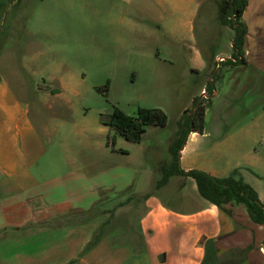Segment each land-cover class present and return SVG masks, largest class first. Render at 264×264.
<instances>
[{
    "label": "rangeland",
    "instance_id": "1",
    "mask_svg": "<svg viewBox=\"0 0 264 264\" xmlns=\"http://www.w3.org/2000/svg\"><path fill=\"white\" fill-rule=\"evenodd\" d=\"M219 1L201 0L199 6L192 0H174L172 8L154 0H127L123 6L117 0H0V64L11 52L21 61L30 43L37 42L42 52L33 67L37 84L19 94L42 121L62 114L76 122L75 128L65 126L58 135L62 159L53 154L49 161L61 164L64 171L73 167V161L84 167L103 159L131 162L138 168L133 172L154 167L155 181L159 160L171 157L168 149L179 121L194 100L211 101L218 83L220 93L207 114V127L232 128L233 137L220 163L230 167L228 175L234 168L242 169L244 179L264 198V89L259 90L264 85L246 86L264 84V76L232 64L235 30L221 24ZM168 30L176 36L166 35ZM193 49L205 58L200 70L190 59ZM219 57L225 61L219 63ZM59 80L66 88L61 95L38 86L52 89ZM203 87L211 95L203 91L202 96ZM116 107L130 116H137L139 108L161 109L167 124L148 125L141 142L130 141L102 122ZM114 148L120 150L115 156ZM143 209L133 207L129 221L124 218L116 229L123 233L129 222L130 230H137ZM116 220L112 217L110 225Z\"/></svg>",
    "mask_w": 264,
    "mask_h": 264
},
{
    "label": "crops",
    "instance_id": "2",
    "mask_svg": "<svg viewBox=\"0 0 264 264\" xmlns=\"http://www.w3.org/2000/svg\"><path fill=\"white\" fill-rule=\"evenodd\" d=\"M117 1L122 6L127 3ZM154 1L174 8V0ZM192 1L201 6V0ZM243 21L247 64L236 66L264 76V0H248ZM192 22L187 20L188 25ZM166 32L176 36L172 30ZM37 46L30 43L21 61L11 52L0 64V264H264V224L254 223L242 204L228 205L232 215L221 210L199 193L191 177H173L159 188L161 174L154 181V167L133 172L138 168L131 162L103 159L86 167L73 161V167L64 171L61 164L51 163L53 154L59 161L63 156L59 133L65 126L75 128L76 122L62 114L42 121L19 94L37 84L33 67L37 55H42ZM190 53L194 68H203L202 52ZM217 85L206 110L205 129L189 134L180 164L186 171L199 169L225 177L231 170L220 161L233 138L232 128H209L206 120L219 97ZM259 85L264 84H246L252 89ZM38 86L53 95L66 91L63 80L52 89ZM51 143L57 148L52 149ZM118 151L113 149L114 156ZM170 159H160L159 170ZM249 184L264 203L259 189ZM136 206L144 207L138 229L132 232L129 222L123 233L116 229ZM112 217L117 220L110 225ZM95 237L97 243L85 250Z\"/></svg>",
    "mask_w": 264,
    "mask_h": 264
},
{
    "label": "trees",
    "instance_id": "3",
    "mask_svg": "<svg viewBox=\"0 0 264 264\" xmlns=\"http://www.w3.org/2000/svg\"><path fill=\"white\" fill-rule=\"evenodd\" d=\"M218 5V18L221 24L229 25L235 30L233 48L236 59L231 62L234 65L245 64L244 43L247 26L243 21V14L248 5V0H220ZM207 92L210 93L211 91L207 89ZM210 104L211 101L206 104L203 99L194 100L193 108L187 110L179 121L176 137L169 147L171 159L161 166V176L157 182V187L166 185L171 178L176 176L191 177L195 180L199 193L221 210L232 215V209L228 205L232 203L242 204L254 223L264 224V203L261 202L256 189L245 181L240 169H234L228 176L217 177L203 170L190 169L186 171L181 168V150L192 131H204L205 114ZM102 122L127 140L141 142L146 126H165L167 116L161 109L157 108H139L137 116H130L116 107L112 115L103 117ZM97 241L98 237H95L85 250L91 248Z\"/></svg>",
    "mask_w": 264,
    "mask_h": 264
},
{
    "label": "built area",
    "instance_id": "4",
    "mask_svg": "<svg viewBox=\"0 0 264 264\" xmlns=\"http://www.w3.org/2000/svg\"><path fill=\"white\" fill-rule=\"evenodd\" d=\"M225 61V58L224 57H219V63H221V62H224ZM204 93V95H207V92H203Z\"/></svg>",
    "mask_w": 264,
    "mask_h": 264
}]
</instances>
